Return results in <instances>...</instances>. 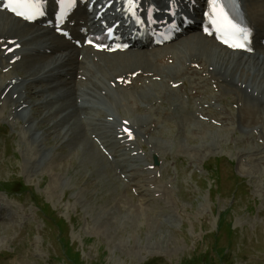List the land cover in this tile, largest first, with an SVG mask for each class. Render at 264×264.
<instances>
[{"label":"rangeland","instance_id":"1","mask_svg":"<svg viewBox=\"0 0 264 264\" xmlns=\"http://www.w3.org/2000/svg\"><path fill=\"white\" fill-rule=\"evenodd\" d=\"M194 41L191 36L174 49ZM29 109L43 121L42 132L50 125L40 138L48 153L43 158L30 135L10 125L3 133L1 124L0 264H264V166L252 161L248 171L240 168L237 151L245 144L226 130L198 129L186 141L164 129L156 143L162 155L172 152L161 183L173 191L161 196L160 189L151 190L157 203L150 204L144 196L137 202L126 196L102 170L97 152H89L90 144L81 142L85 153L75 152L81 132L71 115L69 137L52 132L48 113ZM238 152L251 153L248 147ZM49 208L56 218H43Z\"/></svg>","mask_w":264,"mask_h":264},{"label":"bare ground","instance_id":"2","mask_svg":"<svg viewBox=\"0 0 264 264\" xmlns=\"http://www.w3.org/2000/svg\"><path fill=\"white\" fill-rule=\"evenodd\" d=\"M250 4L253 6V9L257 15H259V10L264 7V2L262 4H258L256 0L250 1ZM29 31L34 34L39 30L35 26L30 27L28 24L22 23L20 22V20L9 16L8 14L0 12V32H10V35L7 37H23L27 35ZM46 33L49 34L48 31H44L45 35H43L46 36ZM0 37L3 36L0 35ZM48 40H54V43H56V41H59L53 36H47V38L40 40V44L34 42L33 45L41 46L44 44V42H47ZM56 44V49L64 47V45H59V43ZM215 45L216 46L211 45L205 39H200V37H197V41H194L188 44L187 46L179 48L178 51H181V54L179 55L174 54V51L172 49H166L161 55H159V58H165L166 56L169 57V54L173 53V57H177V62H174L170 66H166L161 63H153V58H150L147 52L144 49H141L135 52H125L118 55H110L108 59H102V65L96 63L95 67L101 73H108L114 76L119 75L121 73H127L132 69L137 68H142L143 71L146 72L154 71L156 74L164 73L165 76H171L173 73H183L190 63L198 62L203 65V72L206 73V77L196 80V84H200L204 88H206L209 81L211 83H215L219 86V93L215 94V97L218 100H226V97L228 95L232 101H244V103L248 106V112L245 113L244 111L240 110L239 113L232 117V120L237 118L236 127L238 128L239 132H241V137L245 138L246 136H251L249 131H253L254 129L257 130L258 135L264 133V123H259L260 119H264V113L262 114V112L264 111V56H244L238 53H231L225 51L224 49H221L219 45ZM58 56L59 54L49 56L46 60L43 61L29 60L28 62H31V65L27 69V73L29 74L25 75L22 79H20V77H18L19 74L15 72H11L4 79H1L0 85L3 83L4 80L10 77L14 78L15 80H20L19 86H14L8 91V93L4 97V102L8 103L9 105L13 106V108H15L17 106L22 105L20 104V102H15V99L19 98V100H21L28 106H33L31 102L29 103L26 100V94L22 92L24 85H27L29 83V80L33 79V77H38L40 74L41 76L50 74L51 71L46 70L59 61ZM210 67H212L211 70ZM9 83H11V80L9 81ZM55 91H59V89H55ZM12 94H16V97L13 98ZM27 95H30L32 97L33 94L29 93ZM67 95L69 96V94ZM70 106H72V103L65 104V109H68ZM118 106H121L120 100H117L115 102V107ZM1 110H3V108H1ZM42 113L43 116L46 115L45 112L42 111ZM14 115L22 118L23 121L27 123V134L31 133L32 142L36 143L37 146L40 147L39 150L41 151V155H43V158H45V155L48 152L46 153L47 149H45L46 147H44L46 144L43 146L41 143V140L43 139L40 138H42L41 136H44L43 134L47 133V129L50 127V125L43 132L41 129H36L35 126L39 124L41 119L37 120L36 118H34V116L29 113L27 107L18 112H15ZM69 115H71V118L74 117V114L72 112H62L59 117L58 124L60 128H64L63 132L58 131L56 128H51L52 132L67 136L69 132L68 129L70 128V125L67 127V124L69 123ZM49 118L51 117H47V119ZM135 119L138 122L144 121L143 119ZM219 130L220 132L222 131V129ZM201 132L203 131L201 130ZM227 132L228 133H226V135L228 136L232 133V130L231 132L230 130H228ZM202 136L206 137L207 135L202 134ZM241 137H236L235 141L240 140ZM84 141L85 140L83 139L82 134L80 133V135L78 136V142ZM85 144H87L86 146H88L89 143L85 141ZM85 147H83L82 153H85ZM245 148L247 147L239 148L238 151H243V149ZM88 150L91 153L93 151V154H95V150L92 148L91 145L89 146ZM150 150L154 152V147H151ZM253 150L254 151L251 153L240 152L241 159L242 157H244L245 154H248V156L253 154H264V146L260 147L256 145V148ZM248 156L245 157L246 160L249 159ZM149 172L153 173V171Z\"/></svg>","mask_w":264,"mask_h":264},{"label":"snow or ice","instance_id":"3","mask_svg":"<svg viewBox=\"0 0 264 264\" xmlns=\"http://www.w3.org/2000/svg\"><path fill=\"white\" fill-rule=\"evenodd\" d=\"M57 2L63 4V3H64V0H57ZM209 3H210L211 5H213L214 8H218V5H216L215 0H209ZM33 7H36V5H33ZM13 11H16V10L13 9ZM37 11H38V8H37ZM17 14H18V15H24V13H22V12H17ZM41 14H42V13H41ZM221 14H222V11H221ZM27 18L31 19L32 17L29 16V17H27ZM229 23H230V22H229ZM230 27H231L232 29H234V31H235L237 34H239L240 36H242L244 40L247 39V32H246V30H244V29H236V26H235V25H231V24H230ZM232 46H233V47H244L243 44H233Z\"/></svg>","mask_w":264,"mask_h":264}]
</instances>
